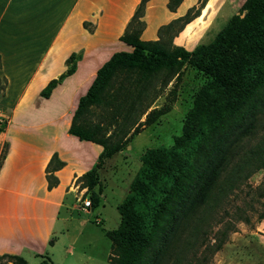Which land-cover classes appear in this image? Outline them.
Listing matches in <instances>:
<instances>
[{
    "label": "trees",
    "instance_id": "obj_1",
    "mask_svg": "<svg viewBox=\"0 0 264 264\" xmlns=\"http://www.w3.org/2000/svg\"><path fill=\"white\" fill-rule=\"evenodd\" d=\"M146 1L141 0L120 37L132 51L115 52L97 70L74 111L69 133L102 148L95 167L79 181L87 196L98 185L102 162L127 147L143 126L165 114L166 108H150L158 89L180 79L186 64L201 72L207 82L184 118L181 134L169 147L142 154L141 167L117 206L120 224L106 236L112 245L110 264H209L233 229L225 222L211 242L217 209L255 171L264 169V0H245L210 42L193 50L171 42L198 15L204 0L160 28L154 41L139 38ZM181 1L168 0V9L175 10ZM165 34L170 35L168 42L161 38ZM74 58L71 55L68 62ZM73 71L71 64L66 73L47 83L41 95L48 97ZM4 89L5 79L0 78V94ZM152 89L154 97L145 102ZM95 108L103 109L100 121L90 117ZM257 133L259 141L254 146L243 145ZM90 193L95 207L99 196ZM3 258L27 264L18 255H0Z\"/></svg>",
    "mask_w": 264,
    "mask_h": 264
},
{
    "label": "crops",
    "instance_id": "obj_2",
    "mask_svg": "<svg viewBox=\"0 0 264 264\" xmlns=\"http://www.w3.org/2000/svg\"><path fill=\"white\" fill-rule=\"evenodd\" d=\"M232 1L207 0L172 43L188 49L186 45L195 30L216 17L222 7L233 8ZM140 2L0 0V78L5 79V89L0 94V121L4 122L0 139L7 145L0 167V255L13 252L9 249L12 246H20L34 259L33 264L38 259L58 264L57 258L62 257V235L69 232L67 227L62 228V220H69L61 214L64 201L72 198L70 208L82 209L78 198L84 188L75 185L95 167L101 152L99 144L70 134L69 126L97 70L115 52L132 51L120 37ZM167 3L168 0L146 1L141 40H158L159 28L183 16L198 0H182L175 10L168 9ZM71 55L75 58L69 63ZM70 64H74V71L63 77L48 97L42 96L47 83L66 73ZM109 170L106 165L98 169V185L90 191L97 193L99 204L105 197L103 184ZM31 172L38 176L33 193L8 187L27 182ZM19 195L31 198L34 209L26 217L27 228L20 229L23 241L18 239V220L23 216L16 212ZM8 239L11 241L5 243ZM79 239L85 246L95 243L78 231L64 247L69 264L75 263L72 246ZM98 254L94 264H107L109 253L105 248L101 247Z\"/></svg>",
    "mask_w": 264,
    "mask_h": 264
},
{
    "label": "rangeland",
    "instance_id": "obj_3",
    "mask_svg": "<svg viewBox=\"0 0 264 264\" xmlns=\"http://www.w3.org/2000/svg\"><path fill=\"white\" fill-rule=\"evenodd\" d=\"M201 1L198 0V3L191 8L193 10L198 8ZM244 1L233 0L231 3L233 8H230V6L229 8L222 7L216 17H212L213 19H210L205 25L202 23L201 27L197 28L193 33L191 41L187 43L186 47L188 50H193L200 44L210 42L224 26L225 22L232 15L239 13ZM206 2L207 0H204L203 6ZM203 6L199 8V12ZM220 14H222L221 17ZM169 37V34H165L161 38H164L168 42ZM206 82L207 79L201 72L186 64L183 67L180 79L177 81L172 79L167 86L158 89L159 95L150 107L166 108L165 114L161 115L157 122L143 126L138 133L132 135L127 147L102 162L103 166L106 165L110 168L109 174L105 177L106 183L103 184L105 194L103 201L99 205L91 208L90 211L80 208L71 209L70 206L74 203V199L72 198H67L64 201L61 214L62 217L68 216L69 220H62V228L67 227L69 232L62 235V257L57 258L58 264H69L70 257H67L68 254L64 253V247L69 244L70 238L73 239L76 237L78 231H81L83 236H89L94 239L95 243L85 246L82 245L81 239L76 241L73 244L74 246H72L74 248L72 253L75 256V259L73 258L74 264H94L95 260H97L95 257H98V251L101 247L103 249L105 248V251L110 255L112 245L106 236V232L116 229L120 224V214L117 206L127 195L129 185L141 167L142 154L147 149L162 146L169 147L173 143L174 138L181 134L183 120L193 107L194 99ZM155 84L159 86L160 83L157 82ZM153 97L154 90L152 89L145 102L150 101ZM102 110L101 108H95L93 114L90 115L91 119L93 121L102 120L104 116ZM143 118L144 116H142ZM259 136L260 133H257V136L252 141L243 145L248 148L250 145L254 146L259 141V138H257ZM98 148L101 151V147L99 146ZM6 149V143L0 139V167ZM112 167L113 169H111ZM5 169L6 165L3 167V170ZM34 173L31 172V176L27 182L20 181V185L14 184L8 187L16 191L24 192L25 194L33 193L38 179V176ZM76 183H78L75 185L76 188L83 187L82 181L77 180ZM5 192L7 196H10L7 191ZM262 192H264V169L255 171L239 188L235 189L224 199L217 209V213L214 215V220H212V227L210 229L211 242L214 241L213 236L216 231L221 229L226 224L225 222H230L233 229L227 232L225 243L213 255L209 264H264V220L261 219V214L264 211V195ZM90 195L91 193L88 191L87 196L89 199H91ZM16 200V212L18 215H23L18 220V239L23 241L25 237L22 235L20 229L27 228L28 220L26 217L27 215H32L34 212L33 201L31 198L20 195ZM35 204L37 207L40 206V202H35ZM74 205H76V202ZM4 241L7 243L11 240ZM9 249L13 251L9 252L10 254L21 256L30 264L34 263V259L28 254L25 248L12 246ZM109 255L108 261H105L106 258H104L107 264H110ZM0 264L13 263L8 258H3L0 260ZM36 264L53 263L45 259H38ZM54 264L56 263L54 262Z\"/></svg>",
    "mask_w": 264,
    "mask_h": 264
},
{
    "label": "built area",
    "instance_id": "obj_4",
    "mask_svg": "<svg viewBox=\"0 0 264 264\" xmlns=\"http://www.w3.org/2000/svg\"><path fill=\"white\" fill-rule=\"evenodd\" d=\"M84 188V192H82L81 196L78 198L79 206L82 209H87L91 206L90 199L86 197V187Z\"/></svg>",
    "mask_w": 264,
    "mask_h": 264
}]
</instances>
